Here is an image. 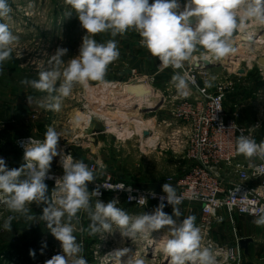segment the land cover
Masks as SVG:
<instances>
[{
  "label": "clouds",
  "instance_id": "clouds-1",
  "mask_svg": "<svg viewBox=\"0 0 264 264\" xmlns=\"http://www.w3.org/2000/svg\"><path fill=\"white\" fill-rule=\"evenodd\" d=\"M69 6L65 13L75 12L81 27L86 30L79 55L65 62L62 58L67 48L57 47L47 61V68L41 66L38 78H25L21 84L47 93L40 102L45 110L59 111L62 100L71 95L75 84L84 88L90 82L107 84L108 66L119 59L118 35L132 30L138 33L141 47L160 61L162 68L171 67L174 74L170 84L177 95H189V74L182 70L186 63L199 58L205 62L220 61L231 55L234 33L244 30L249 24L264 26V0H187L180 10L178 0H64ZM12 12L9 0H0V68L12 60L16 36L4 22ZM195 18L193 24L190 18ZM109 33L112 38L98 43L97 34ZM212 79H215L214 77ZM211 87V82L206 81ZM31 104L32 97H27ZM60 134L48 126L43 140L29 138L25 145L23 164L8 169L6 161L0 158V205L12 213L3 221V229L11 231L13 220L23 218L25 222L36 221L30 205H44L40 221L47 224L54 238L60 242L62 253L53 255L45 264H88L83 256V245L77 241L76 225L80 223L79 213L87 215L90 223L89 235L112 233L118 229L123 237L132 239L150 236L154 231L167 227L168 236L162 239V251L168 257V264H218L212 247L203 243L195 216H182L179 205L182 198L169 183L163 184L167 205L172 214L163 209L161 203L154 212L130 215L118 207L119 201L107 203L99 199L93 205L92 197L99 196V190L89 192L88 182L96 179L83 160L58 151ZM236 152L243 155L259 175H264V163H253V158L264 162V140L259 143L250 136L241 134L236 140ZM60 157L62 177L56 178L55 187L49 196L45 183L54 157ZM141 205L146 199L141 196ZM254 223L264 226V209L254 213ZM175 217V218H174ZM80 231H84L83 228ZM46 246V245H45ZM130 249L123 248L113 253L117 264H146L142 257L129 255ZM30 255L35 252L30 250ZM127 257V259H121Z\"/></svg>",
  "mask_w": 264,
  "mask_h": 264
},
{
  "label": "rangeland",
  "instance_id": "rangeland-1",
  "mask_svg": "<svg viewBox=\"0 0 264 264\" xmlns=\"http://www.w3.org/2000/svg\"><path fill=\"white\" fill-rule=\"evenodd\" d=\"M152 2L154 0H149L150 4ZM9 3L12 12L10 18L4 22L9 24L12 32L19 39L13 49L12 60L5 62L0 68V116L5 115L3 110L9 103L16 104L18 108L23 107L28 102L27 97H32L31 104L34 102L40 104L47 93L25 86L21 81L26 77L38 78L41 66L47 68V61L57 47L68 49V53L62 58L65 62L79 55L83 37L87 34L75 12L71 16L65 15L70 9L64 0H9ZM178 3L182 11L187 0H178ZM251 29H256L264 37V26L252 24L234 33L233 43L236 42V48L233 54L218 61V65L210 67L207 76L199 75L198 83L204 87L206 81H210L211 87L208 88L211 91L215 90L217 81L222 80L229 84L225 101L228 116L235 118L244 126L258 125L257 138L262 141L264 140V67L258 64L257 59L264 55V39L257 43V39L241 42L238 38L239 34H245ZM110 38L112 37L109 33L97 34L94 37L98 43H104ZM115 39L118 41L120 57L108 66L105 77L107 84L116 83L118 88L117 82L128 81L131 74L129 70L134 67L143 75L150 66L155 68L152 74L157 72L160 61L140 46L138 33L130 30ZM246 42L248 45L245 44ZM173 74L174 71L168 67L158 73L153 81L147 82L160 96L164 95L168 98L167 104L162 109L158 107L160 104L150 109L139 108V104L122 105L130 110L123 117L119 112L105 114L103 105L107 101V96L100 94V88L103 90L107 84L90 82L88 88L75 84L71 95L62 100L59 111H46V115H49L47 117L53 121L52 127L60 134L59 144H71L70 148H74V155L81 160L92 158L105 163L106 174H111L120 181L159 187V182H162L168 174L179 171V168L186 164L183 159H176L172 150L160 147L156 149L153 143H150L157 138L160 141L166 140L167 129L161 125V120L170 118V108L175 99L173 97L177 95L175 88L170 84ZM213 77L215 79H212ZM117 93L112 94L107 102L109 110L117 108L120 103L116 102L117 96L125 94L122 87L117 89ZM136 116L153 120L155 126L150 130L153 135L155 134V139H149L147 142L151 133L141 137L144 133L142 134L134 121ZM121 126L123 130L120 129ZM46 129L42 130L43 135ZM18 153L22 154V151ZM17 158L23 156L19 157L17 154ZM58 158L59 156L54 157L50 171L60 169L57 166ZM100 175L104 176L101 173ZM88 190L93 191V187L89 184ZM95 200L96 198L92 197L93 205ZM103 200L110 201L108 197ZM103 200L101 201L104 202ZM189 206L190 204L186 203L179 208L184 213L188 212ZM29 207L31 213L37 217L36 221L25 222L23 218L13 220L11 231L4 230L3 222H0V264H45L54 251L52 246L60 244L47 228L46 222L39 220L44 205L38 206L32 203ZM131 210L132 208L127 209V211ZM164 211L171 215L173 209L167 207ZM6 212L4 219L12 215L8 210ZM195 212H199V209L196 208ZM141 213L143 212L135 214ZM79 216L80 223L76 225L75 235L77 241L83 245V256L88 264H116L113 253L123 248L130 249L129 255L144 258L146 264H167L160 262L149 253L146 255L141 249L140 245H143L150 236H138L134 242L133 239L123 237L115 228L112 233L92 236L88 233L90 221L87 215L81 212ZM253 221L252 218L236 216L237 234L253 238L252 254L251 252L245 254L243 251L240 261H234L230 258L231 252L228 253L227 260H225L227 255L223 253L219 254L218 261L221 260L222 264H264V226L258 227ZM81 228L84 231H80ZM212 237L219 246L230 247L235 240V231L225 220L217 224ZM30 250L35 252L34 256L30 255Z\"/></svg>",
  "mask_w": 264,
  "mask_h": 264
},
{
  "label": "built area",
  "instance_id": "built-area-1",
  "mask_svg": "<svg viewBox=\"0 0 264 264\" xmlns=\"http://www.w3.org/2000/svg\"><path fill=\"white\" fill-rule=\"evenodd\" d=\"M200 61L201 59H195L191 63H186L184 69L175 70L189 74V95L186 97L179 95L173 97L175 99L170 108V118L161 120V125L167 129L166 140L160 141L157 138L155 141L150 142L153 143L156 149L160 147L172 150L176 159L186 161V164L182 165L179 171L168 174L162 182H159V187L141 186L123 180L120 181L111 174H106L105 169L107 166L101 161L92 158H86L83 161L94 170L96 176L94 181L88 182L89 186L93 187V191L99 190L100 195L93 197L101 200L108 197L110 201L117 199L119 201L118 207L126 211L128 208H132L131 211H127L130 215H138L135 214L136 212L151 214L162 202L161 197L165 198L163 201L166 204L165 208L172 207L167 205V194L163 192V184H171L182 198V203L179 206L186 203L190 204L188 212L182 213L183 216L179 220L190 215L195 216V223L201 230L203 243L213 248L217 258L219 254L224 253L227 255L225 257V260H227L229 258L228 253L231 252L230 258L234 261H240L244 250L239 242L243 237L236 232V216L255 219L254 213L264 209V175L256 173L253 168L248 166L249 162L245 157L237 154L236 140L243 134L254 138L259 143L260 140L257 138L256 133L258 125L244 126L237 122L235 118L228 116L225 101L229 84L225 81H217L215 90L212 91L207 85L204 87L199 85L198 76H207L209 71V68L204 67L203 64H200L199 67L195 65ZM163 69L165 68H162L159 63L155 74L143 75L134 67L129 70L131 73L129 80L121 83L123 85L124 83H147L153 81L155 76ZM172 70L174 71V69ZM110 85L107 84V86ZM167 99L166 96L161 95L162 101L158 106L159 109L167 104ZM84 108L86 109V106ZM38 116H40L38 113L34 114L35 118H38ZM47 116L49 117V115H45V117ZM4 127L3 122H0V130L3 131ZM120 129H123L122 126ZM145 132L153 134L149 128V130H144L141 137L146 135ZM29 138L43 140V138L34 136L19 138L17 146L23 152V155ZM3 147L0 140V158L5 159L7 168H19L21 165L12 164ZM70 147L71 144L69 143L62 145L58 142V151L72 155L75 160H81L74 155V148ZM57 163L60 169L50 171L49 176L51 178L45 181L49 196L55 187L56 178L63 175L60 157ZM253 163L259 165L264 162L253 158ZM141 196L146 199L145 205L138 203ZM103 201L104 203L109 202ZM196 208L199 209V212H195ZM6 211V207L0 205V220L4 218ZM225 220L232 225L235 231V240L230 244V247L219 246L212 237L217 224ZM167 230V227H165L154 231L150 237L159 232H164L161 237L162 242V239L168 236ZM133 240L135 242L136 238ZM148 242L146 241V244ZM54 246H52L54 251L51 252V257L62 253L60 244ZM155 258L168 264V258L165 260V256H156Z\"/></svg>",
  "mask_w": 264,
  "mask_h": 264
},
{
  "label": "bare ground",
  "instance_id": "bare-ground-1",
  "mask_svg": "<svg viewBox=\"0 0 264 264\" xmlns=\"http://www.w3.org/2000/svg\"><path fill=\"white\" fill-rule=\"evenodd\" d=\"M238 38L241 42L252 41L254 39H257V41H256L257 43H260V40L264 39V37L261 34H259L256 29H251L250 31H247L245 34L241 33L238 35ZM245 44L248 45L247 42ZM198 59L199 58H197L196 60H198ZM117 84H119L118 88H115V87H117L116 83L111 84L110 86L103 87V90H102V88H100L101 89L100 94H102V96L103 95L107 96L106 97L107 101L105 102L106 104L103 107L106 115H109L112 112L113 113L119 112L120 116L123 117L126 115V113H129L127 111H130V110L126 106H122V105H130V104L138 105L139 104L138 105L139 108L150 109V108H156L160 104V102L162 101L161 96L158 94V92L155 91L154 89H152L154 87H152L148 83H140V84L139 83H136V84L135 83H124V85H123V83L117 82ZM121 87H122V90L124 91L125 94L117 96L118 99L116 98V102H120L119 106L117 108L115 107V108H111L109 110V106H108L109 103H107V102L110 100L111 95L117 93V89H119ZM120 93H122V92L120 91ZM116 109H118V111ZM134 121L139 126L142 134L144 133V130H149V128L155 126L153 120L149 121V120L144 119L143 117L138 118V116H136ZM155 137H156L155 134L154 135L152 134L147 139V142L149 141V139H155ZM161 237H162V232L161 233L159 232L155 236L148 237L149 239H146V241H149L147 244L145 241V243H143V245H140V246L146 255L150 254L153 257L165 256V260H166V258H168V257L162 251ZM218 264H222V263L220 261H218Z\"/></svg>",
  "mask_w": 264,
  "mask_h": 264
},
{
  "label": "crops",
  "instance_id": "crops-1",
  "mask_svg": "<svg viewBox=\"0 0 264 264\" xmlns=\"http://www.w3.org/2000/svg\"><path fill=\"white\" fill-rule=\"evenodd\" d=\"M155 68L150 66L147 68L145 74H152ZM16 104L9 103L8 106H5V110H3L5 115L0 116V122H3L5 125L3 132L6 135L7 139H3L2 146H4V150L7 152L8 157L12 164L20 166L23 164V158L18 159L17 154L23 156V152L18 153L21 150L17 146V140L19 138L25 136H34L37 138H41L43 135V129L48 126L52 127V119L45 117L47 114L45 109L41 108L37 102L34 104H29L28 102L23 105V107L15 106ZM45 111V112H44ZM38 113V118L34 117V114ZM2 131V130H0ZM53 163V162H52ZM4 218L0 220L3 222ZM244 237V236H242ZM250 237V236H247ZM252 243H250V250L252 254Z\"/></svg>",
  "mask_w": 264,
  "mask_h": 264
},
{
  "label": "water",
  "instance_id": "water-1",
  "mask_svg": "<svg viewBox=\"0 0 264 264\" xmlns=\"http://www.w3.org/2000/svg\"><path fill=\"white\" fill-rule=\"evenodd\" d=\"M190 20H191V22L193 24H195V18L194 17L190 18ZM233 47L236 48V42L233 43ZM257 62H258L259 65L264 67V55L259 56L258 59H257ZM200 64H203V66L206 67V68H210V67H212L214 65H218V62H216V61L205 62V61L201 60L200 62L195 63V65L197 67H199ZM144 109H147V108H144ZM145 134H147V132H145ZM252 242H253V238L252 237H246L245 236V237H243L240 240L239 244H240L241 248L244 250L245 254H249L250 243H252Z\"/></svg>",
  "mask_w": 264,
  "mask_h": 264
},
{
  "label": "trees",
  "instance_id": "trees-1",
  "mask_svg": "<svg viewBox=\"0 0 264 264\" xmlns=\"http://www.w3.org/2000/svg\"><path fill=\"white\" fill-rule=\"evenodd\" d=\"M3 139H7L8 141V138H6V135H4V132L3 131H0V140L3 141Z\"/></svg>",
  "mask_w": 264,
  "mask_h": 264
}]
</instances>
